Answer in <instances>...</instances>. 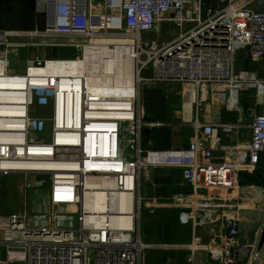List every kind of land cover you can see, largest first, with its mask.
<instances>
[{
    "label": "built area",
    "instance_id": "built-area-1",
    "mask_svg": "<svg viewBox=\"0 0 264 264\" xmlns=\"http://www.w3.org/2000/svg\"><path fill=\"white\" fill-rule=\"evenodd\" d=\"M45 2V28L0 30V235L5 246L0 264H143L145 252L153 247L187 250L189 264H198L197 253L204 250L221 264L237 262L239 218L225 216L222 237L216 215L220 205L209 203L236 186L240 168L252 171L264 165V111L250 116L252 136L246 144L226 145L218 134L240 130L243 119H196L187 148L153 150L143 147L138 97L142 84L180 83L194 89L218 84L231 93L247 85L263 87L264 80L238 71L237 61L241 52L264 58V0ZM169 30L175 35L151 36ZM60 35L92 39L90 47L106 43L122 48L134 61L132 90L125 93V87L112 83L88 85L81 76L44 72L51 60L79 59L41 54L49 45L47 38ZM67 42L52 45H75L84 52L87 47ZM29 48L37 55L22 63L20 53ZM147 69L150 76L144 75ZM112 88L113 96L104 92ZM40 93L46 100H36ZM38 108L42 115L34 113ZM216 150L225 153L224 162L214 160ZM156 166L181 167L182 184L191 192L147 204L143 180ZM10 175H22L26 188L48 178V207L41 215L49 218L47 223H36L26 205L19 212H4L2 181ZM101 198L109 206L101 209ZM145 204L150 211L158 206L178 209L181 224L191 225L194 232L206 228L219 248H206L196 234L189 243L145 242ZM73 215L74 226L60 224ZM259 255L251 253L249 264Z\"/></svg>",
    "mask_w": 264,
    "mask_h": 264
},
{
    "label": "crops",
    "instance_id": "crops-1",
    "mask_svg": "<svg viewBox=\"0 0 264 264\" xmlns=\"http://www.w3.org/2000/svg\"><path fill=\"white\" fill-rule=\"evenodd\" d=\"M46 0H44L45 2ZM2 2V0H0ZM35 3V12L41 16L42 25L37 28L43 29L47 24V15L37 5H41L42 0H33ZM23 9L12 8L10 11L17 19L26 20V3L31 4V0H22ZM28 5V14H30V6ZM97 7L101 5L97 4ZM42 13L43 18H42ZM7 15V13H6ZM15 19V18H14ZM29 19V18H28ZM36 20H40L37 18ZM15 29L25 30L33 29L19 23L11 25H0V30ZM63 47V46H61ZM45 55L44 51H41ZM45 57H48L45 55ZM68 58V57H63ZM237 70L249 72V77L258 80H264V58L251 59L244 53H239L237 61ZM152 71L147 69L144 71L145 76H150ZM37 101L46 100V94H38ZM46 103V102H45ZM45 105V104H44ZM47 107V106H46ZM37 109L35 114L39 112ZM46 111L49 109L46 108ZM138 110L144 121L143 128V147L153 150H180L187 148L189 142L194 136L193 122L198 119L201 122H236L243 119L244 127L238 131L225 133L219 130V136L222 137L226 145L250 142L251 131V115L264 111V86L257 88L253 85H247L242 90L231 93L223 85L209 84L204 85L200 89H194L188 85L170 84H142L139 90ZM39 115H42L43 113ZM164 160H168L167 156ZM173 162H177L178 158L174 156ZM214 160L216 162L225 161V153L222 150L214 152ZM262 163H264V154L262 155ZM168 171H162V169ZM168 172V173H164ZM182 169L176 166H156L150 170V175L143 182L152 189V194L147 198V204L154 200L167 198L172 194L191 192V187L182 184ZM36 183V179L33 178ZM28 194V193H27ZM222 199L210 202L220 205L216 207V215L218 218L217 227L219 233L224 236V219L228 214L237 216L240 224V234L237 239L239 249L241 248L238 260L232 264H249L250 254L259 252V258L253 264H264V165L250 171L244 167L239 169L237 174V184L234 188L222 193ZM204 201V197H202ZM212 207V206H211ZM172 213L173 217L164 215ZM146 214L148 224H158L159 222L166 231L168 228L187 229V240L182 241L178 237L169 241L170 243H189L192 241L193 234L202 239L203 245L208 249H218L219 245L215 243L214 234L204 227H197L194 232L191 225H184L178 221V209L174 207H155L151 212L150 208L145 204L144 217ZM164 217V221H161ZM160 228V225H158ZM158 231V229H156ZM218 233V234H219ZM148 233H142V239L146 241ZM217 237V236H216ZM168 239L167 237H164ZM163 238L162 241L147 243L167 242ZM158 239V238H157ZM220 239V238H218ZM217 242V241H216ZM0 257H5V246L1 242L0 235ZM187 250H162L158 249L150 252L149 249L143 256V264H189ZM198 264H221L218 260L210 257L209 253L199 251L197 253Z\"/></svg>",
    "mask_w": 264,
    "mask_h": 264
},
{
    "label": "rangeland",
    "instance_id": "rangeland-1",
    "mask_svg": "<svg viewBox=\"0 0 264 264\" xmlns=\"http://www.w3.org/2000/svg\"><path fill=\"white\" fill-rule=\"evenodd\" d=\"M17 2H21L22 0H16ZM37 3H39V0H37ZM40 4V3H39ZM34 6L36 7L35 3ZM38 9L40 8L43 11L44 14L46 13V2L42 0L41 5H37ZM42 13V18L43 14ZM40 21L42 20H36L33 26V29H36L37 26L40 24ZM43 22V21H42ZM39 27V26H38ZM170 29H174V27H170ZM175 35V31L169 30V31H161L159 34H152L151 36L153 37H158L159 39L162 38H169L171 36ZM63 42V44H67L71 41L72 43H79L83 44V46H91L94 41L89 38L85 37H67V36H56V37H48L47 38V43L49 44L47 47H42L44 48V53L49 57H68V58H76V56H79V59L83 57L84 51H82V48L79 47L77 48L75 45L74 46H69V45H64L63 47L57 46V45H52L53 42ZM102 45H106V43H102ZM81 50V51H80ZM22 63L25 62L27 58L29 59H34L37 55V51L35 48H29V49H24L20 53ZM16 62H19V59ZM21 63H19L20 65ZM20 66L25 67V65L21 64ZM135 68V67H134ZM135 81H136V75H135ZM169 168L167 169H162V171H168ZM168 173V172H164ZM25 179L23 178L22 175H10V176H5L2 181V197H3V207H4V212L5 213H15L19 212L24 209V205L27 206L29 212L31 215L34 216L36 223H47L49 221V218L43 217L41 215L46 214V208L48 207V191H47V186H48V178H45L42 183H36L35 187L31 188H26L25 187ZM28 193V194H27ZM152 194V189L146 186V183L143 182V195L144 197L149 198L150 195ZM152 212V211H151ZM162 214L165 211H161ZM59 216H61L62 212L58 211ZM164 215H167V217H173V214L165 212ZM161 221H164V217H161ZM158 224H148L147 223V218L146 214L145 217L143 216V221H142V228L141 231L142 233H148L146 241L149 242H157V241H162L164 237L168 236L167 242L169 241H174L172 237L176 238L178 237L182 241L187 240V229L183 228H178L177 226L174 228H168L166 231L163 229L162 225L159 222H156ZM60 224L65 225V226H74L76 224L75 221V216H66L63 217V219H60ZM160 225V228L158 227ZM158 229V231H156ZM158 238V239H157ZM185 243V242H184ZM156 244V243H152ZM158 250L157 248L153 247L150 248L149 251H155Z\"/></svg>",
    "mask_w": 264,
    "mask_h": 264
},
{
    "label": "bare ground",
    "instance_id": "bare-ground-1",
    "mask_svg": "<svg viewBox=\"0 0 264 264\" xmlns=\"http://www.w3.org/2000/svg\"><path fill=\"white\" fill-rule=\"evenodd\" d=\"M103 64L105 67L102 70ZM43 71L81 76L86 79L88 85L93 82L112 83L110 85L125 87V93L131 91L133 83H135L134 61L126 55L122 48L115 49L104 45L99 47L87 46L83 57L76 59L74 63L51 60ZM113 88L104 90V92L113 96L116 92ZM99 204L103 209L106 204L109 206V201L106 203L105 199L101 198Z\"/></svg>",
    "mask_w": 264,
    "mask_h": 264
},
{
    "label": "trees",
    "instance_id": "trees-1",
    "mask_svg": "<svg viewBox=\"0 0 264 264\" xmlns=\"http://www.w3.org/2000/svg\"><path fill=\"white\" fill-rule=\"evenodd\" d=\"M25 5H26V14H25L26 20L24 21L23 19H17L16 16L10 12L14 7L16 10L19 9L22 11L23 9L22 1L17 2L16 0H2V2H0V25L7 26V25H11L12 23H19L23 25L25 23L26 27L27 26L33 27L37 18L41 20V16L35 12V6L33 0H31L30 5L28 3H26ZM28 5L30 6V14H28ZM40 24L41 25L43 24L42 21H40Z\"/></svg>",
    "mask_w": 264,
    "mask_h": 264
}]
</instances>
